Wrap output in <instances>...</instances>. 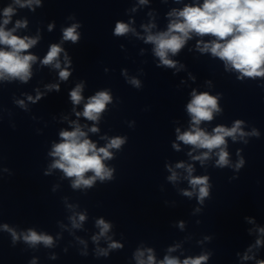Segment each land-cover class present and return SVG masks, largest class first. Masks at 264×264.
<instances>
[{
    "label": "clouds",
    "instance_id": "9594fccd",
    "mask_svg": "<svg viewBox=\"0 0 264 264\" xmlns=\"http://www.w3.org/2000/svg\"><path fill=\"white\" fill-rule=\"evenodd\" d=\"M141 4H146L148 0H139ZM41 0H13L12 4L4 7L2 10V23H0V81L19 79L21 82L27 83L32 76V65L36 63L37 57L32 54H24L28 49L33 47L39 37H18L14 35L18 28L27 26L26 20H17L15 27L7 29V25L11 22L12 16L16 12L13 5L20 8L29 7L33 4L40 5ZM170 22L167 30L153 34L150 29L154 25L145 26L148 33L144 40L146 43L154 45L153 52L159 58L158 67L177 68V61L169 58V53L173 56L177 55L185 46L186 42L192 38L191 34L195 33L199 37L211 36L215 39L205 43L203 40L198 41L197 48L200 52H210L213 57H218L224 61L226 70H235L240 75L238 79L243 80L245 77L256 78L264 77V0H203V3L186 4L182 9H173L168 13ZM53 25H49V30ZM81 27L80 24L74 23L70 27L63 29V41H71L77 43L81 34L77 31ZM129 31H134L126 23L118 21L114 29V35L123 36ZM64 54L63 62L65 67L61 68L60 55ZM42 65H51L55 69H59V79L67 81L71 72V60L64 49L59 44H52L46 56L40 61ZM180 67H183L181 65ZM126 75V73H125ZM136 88H140V81L132 78L128 81ZM83 83L77 84L69 93L72 104L80 105L84 101L82 96ZM47 91H59V84L46 85ZM44 96L37 89L35 97L28 96V100L36 103ZM191 100L187 104V112L191 117V124L187 131L181 132L176 129V139L185 145L193 146L196 149H206L201 155L194 156V160H199L201 164L209 159L212 151L218 149L215 155L218 157L216 166L223 168L230 166L229 153L227 151L226 138L230 137L233 141L244 139L247 136L259 137L260 133L254 128L251 132L243 130L244 121L237 119L233 125L228 128L225 126H216L211 133L201 128L202 121H211L214 113H220L222 109L219 106L220 94L215 96L207 92L197 93L193 90ZM112 102V95L109 90L96 92L95 95L89 97L84 103L83 111L76 112V116H83L89 121L99 122L101 114L106 110V106ZM21 107H25L24 101H16ZM75 111V108L73 109ZM73 130H62L59 135L61 141L54 143L50 156L56 158L50 165L51 169H60L66 177L73 178L71 187L73 189H90L97 180L104 182L113 179V168L105 165V160L113 158L112 149L119 150L126 143V137H113L108 140L105 146L97 147L96 143L90 140L87 133L82 130V126L73 121ZM92 133H96L99 129L94 125L88 129ZM105 137H102L104 139ZM247 143V140H244ZM172 147L179 151L180 145L173 143ZM191 156L192 153L189 152ZM239 155V152H238ZM245 164L241 157L236 163V170L241 169ZM177 169H186L188 182L191 191L184 190L183 195L192 197L197 195L198 201L203 204L205 198L209 197L208 176L194 177L192 175L194 169L191 165H185L183 162L177 163ZM171 175L169 181L178 180V173L170 166L168 167ZM91 172L93 175L87 176L86 173ZM199 211V209H197ZM86 215L81 213L78 216L71 217L72 227L80 228L86 220ZM248 223L254 221L245 217ZM96 226L100 229L99 234L92 237L93 241L98 242L101 237H106L111 241V237L107 234L112 225L103 218L96 220ZM184 227L183 222L179 225ZM5 231L12 236L13 243L18 239L32 247L43 244L46 247L53 246V237L45 233H37L35 230L29 229L27 232L17 234V232L9 228L7 224L3 225ZM258 237L254 244L247 247L244 254L240 257L243 261L255 260V264H264V259H256L254 249L264 246V227L256 229ZM251 232V230H249ZM205 239H210L206 237ZM83 242V241H81ZM122 244L111 241L107 249H98L100 255L107 256L108 251L112 249H121ZM145 251L147 258L145 259ZM145 251L137 250L135 258L137 264H207L211 253L202 254L197 257H188L180 260L176 257L166 255L163 260L157 261L151 248ZM169 252L175 251V248H169ZM240 256L239 253H237ZM31 264H35L33 260Z\"/></svg>",
    "mask_w": 264,
    "mask_h": 264
}]
</instances>
